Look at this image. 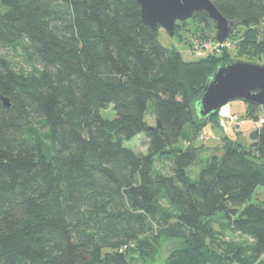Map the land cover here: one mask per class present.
Instances as JSON below:
<instances>
[{
    "label": "trees",
    "instance_id": "trees-1",
    "mask_svg": "<svg viewBox=\"0 0 264 264\" xmlns=\"http://www.w3.org/2000/svg\"><path fill=\"white\" fill-rule=\"evenodd\" d=\"M211 2L246 28L239 57L263 58L253 27L264 0ZM192 20L211 23L206 12ZM228 57L184 61L133 0H0V95L10 101L0 99V264L258 262L264 201L247 204L264 187V108L247 104L261 123L248 145L228 146L195 179L198 155L177 148L212 119L197 121L193 106ZM141 135L145 154L125 145ZM169 222L175 239L161 258ZM224 225L248 248L223 244Z\"/></svg>",
    "mask_w": 264,
    "mask_h": 264
},
{
    "label": "rangeland",
    "instance_id": "rangeland-1",
    "mask_svg": "<svg viewBox=\"0 0 264 264\" xmlns=\"http://www.w3.org/2000/svg\"><path fill=\"white\" fill-rule=\"evenodd\" d=\"M177 23L179 26L178 28L176 26V32L173 37L161 28L158 32L159 40L165 47L177 51L186 62H197L210 57L224 59L227 53V55H229L228 59L231 61L251 62L253 64L264 66V57H256L255 59L251 58V60L239 57L238 51L246 32V28L242 26L238 27L233 33L234 40L231 38L227 40L229 45L225 48V53L221 52L218 54L216 51L218 44L216 43L217 29L212 20L209 25L199 24L192 19ZM253 29L258 31L259 38H263L264 20L253 27ZM248 109L249 106L242 101L231 102L207 122L203 129H200L197 133L196 130L191 132V134L189 133L190 138H185L179 144L177 147L178 149L192 150L198 155L197 162L194 163L189 170L192 179H195L198 176L202 166L209 162L214 155L221 157L224 153V149L228 148V146L236 144H242L244 146L248 145L250 141V133L261 125V123H255L247 117ZM258 114L264 120V110H259ZM102 116L109 120L114 119L116 114L113 110V106L109 107L107 110H103ZM232 116H235L237 120L233 119ZM148 122L150 126H157L154 117H149ZM125 145L138 153L145 154L148 152V139L145 135H141ZM169 167L170 163L167 161L165 163L160 160L157 162L156 170L158 172L166 173ZM262 201H264V187L260 186L257 188L255 194L247 205L256 204ZM246 206H243L241 211L244 210ZM166 209L170 210L169 207ZM173 225L174 222L166 224L163 229L166 231V235L162 237L160 245L158 244L156 246L159 250V257L161 258L170 251V248H172L173 239H175L171 236L175 233L173 231V229H175ZM217 230L220 235V241L223 244L228 243V245H232L239 249H247L250 245V240L233 233L228 225L218 226ZM133 260L137 264L142 263L137 257H134ZM255 264H264V256Z\"/></svg>",
    "mask_w": 264,
    "mask_h": 264
},
{
    "label": "water",
    "instance_id": "water-1",
    "mask_svg": "<svg viewBox=\"0 0 264 264\" xmlns=\"http://www.w3.org/2000/svg\"><path fill=\"white\" fill-rule=\"evenodd\" d=\"M141 8L143 22L154 31L163 28L171 37L177 22L194 19L197 13L206 12L217 29L216 43L223 44L241 26L238 21L226 19L211 0H133ZM5 107L10 101L0 95ZM264 108V66L235 61L221 64L208 79L203 93L193 106L197 121L204 122L216 116L231 102Z\"/></svg>",
    "mask_w": 264,
    "mask_h": 264
},
{
    "label": "built area",
    "instance_id": "built-area-1",
    "mask_svg": "<svg viewBox=\"0 0 264 264\" xmlns=\"http://www.w3.org/2000/svg\"><path fill=\"white\" fill-rule=\"evenodd\" d=\"M228 45H229L228 41L223 43V44H217V49H216L217 53L218 54L221 53L223 51V49L228 47ZM232 117H233V119L237 120V118L235 116H232Z\"/></svg>",
    "mask_w": 264,
    "mask_h": 264
}]
</instances>
